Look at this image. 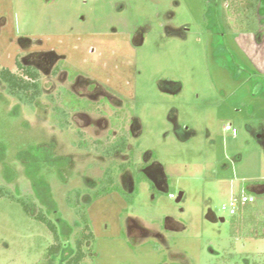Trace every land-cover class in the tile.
I'll return each instance as SVG.
<instances>
[{
    "label": "rangeland",
    "instance_id": "374dc122",
    "mask_svg": "<svg viewBox=\"0 0 264 264\" xmlns=\"http://www.w3.org/2000/svg\"><path fill=\"white\" fill-rule=\"evenodd\" d=\"M226 6L0 0V68L37 67L44 92L30 108L0 82V184L33 195L32 216L42 208L66 234L57 264L74 253L79 231L67 193L96 188L109 166L134 202L117 192L83 197L96 236L83 264H264V239L234 236L230 213L242 192L264 201V74L237 47L243 17ZM260 7L264 15V0ZM55 106L72 109L68 129ZM78 131L102 149L127 136V152L81 149ZM128 162L136 172H120ZM32 216L0 201V264L42 261L54 240Z\"/></svg>",
    "mask_w": 264,
    "mask_h": 264
},
{
    "label": "trees",
    "instance_id": "16d2710c",
    "mask_svg": "<svg viewBox=\"0 0 264 264\" xmlns=\"http://www.w3.org/2000/svg\"><path fill=\"white\" fill-rule=\"evenodd\" d=\"M222 3L224 5L227 4L226 10L229 14L243 17V32H264V22L261 20L259 15L261 0H222ZM223 18L225 19L224 16ZM59 68L60 67H57L56 71ZM17 69L18 71L14 72L8 68H0V82L4 85L6 93L15 98L19 104L34 108L44 94L42 74L37 67L33 65H26L20 61H17ZM50 100H52L53 104L55 103V100L52 97H50ZM71 110V108L69 109L59 106L54 107L55 113L53 117L59 128L64 130L69 128ZM73 110H75V108ZM77 133L79 135V140L74 144L81 149L91 150L94 145L95 151L106 158H112L118 153L125 154L127 152V136H121L115 142L102 149V143L100 141H95L94 144H92L83 138L82 132L78 131ZM32 152L34 154L37 152V149L35 151L32 150ZM19 156H22V154L20 153ZM37 156L38 155H35V158ZM31 157L33 158V156ZM5 159L6 148L0 141V163L4 162ZM24 161H26L25 163L29 168L33 164V162H30L28 158ZM128 168L136 172V167L133 162L119 165L120 172H125ZM136 179L139 184L145 181L151 185L152 189H156L155 184L146 174L137 173ZM116 192L119 193L128 203L133 204L134 195L128 194V192L118 183L113 166H109L105 168L96 188L88 191L80 188H74L67 193L66 202L78 218L79 231L74 236L75 251L64 261V264H83L88 253L92 252L93 249L92 246H90L85 250L86 245L94 242L96 239L89 222V205L84 203L82 200L83 197L90 193L94 195V197L98 198L102 195H109ZM2 199H7L13 203L21 205L23 211L28 216H32V210L38 206L33 195L17 194L10 186L0 184V201ZM45 200H43L44 204H46ZM32 218L44 225L52 234L54 240L45 251L42 261L39 264H57V258L64 248L63 235L65 236L66 234H64V232L62 234L63 230L61 231L60 226L53 219H51L42 208H39L36 215H33ZM231 225L233 234L236 237L242 235L246 238L258 237L260 239H264V201L258 199L255 200L254 204L247 203L240 206L236 214L232 215Z\"/></svg>",
    "mask_w": 264,
    "mask_h": 264
},
{
    "label": "crops",
    "instance_id": "0c3cea01",
    "mask_svg": "<svg viewBox=\"0 0 264 264\" xmlns=\"http://www.w3.org/2000/svg\"><path fill=\"white\" fill-rule=\"evenodd\" d=\"M261 8V7H260ZM262 13L259 10V15L261 20L264 22V15H261ZM238 34V33H237ZM238 42L236 43L237 47L244 53V55L247 57L249 62L254 66L259 68V71L264 74V67L262 64L256 63L255 60H253L252 55L256 54L255 58H262L261 60L264 61V32L262 33H247V32H239V35L235 38ZM244 46H247L249 48V52L245 50ZM260 60V59H259ZM264 65V63H263Z\"/></svg>",
    "mask_w": 264,
    "mask_h": 264
},
{
    "label": "built area",
    "instance_id": "2783aa9c",
    "mask_svg": "<svg viewBox=\"0 0 264 264\" xmlns=\"http://www.w3.org/2000/svg\"><path fill=\"white\" fill-rule=\"evenodd\" d=\"M225 131L232 132L233 135L237 134L236 130L233 129L231 127V125H226L225 126ZM255 200H256L255 197H253L251 195H247L246 193L242 192L239 197L232 199V202H231V205H230L231 206V211H230L231 215L236 214V212H237V210H238V208L240 206H243V205H245L247 203H254Z\"/></svg>",
    "mask_w": 264,
    "mask_h": 264
},
{
    "label": "water",
    "instance_id": "95a60500",
    "mask_svg": "<svg viewBox=\"0 0 264 264\" xmlns=\"http://www.w3.org/2000/svg\"><path fill=\"white\" fill-rule=\"evenodd\" d=\"M182 196H183V194L181 193L180 195H179V197L177 198V202H180L181 200H182ZM222 221H224V220H222Z\"/></svg>",
    "mask_w": 264,
    "mask_h": 264
}]
</instances>
